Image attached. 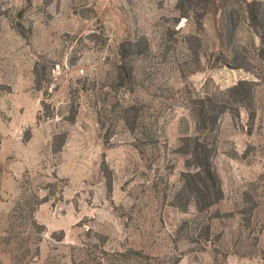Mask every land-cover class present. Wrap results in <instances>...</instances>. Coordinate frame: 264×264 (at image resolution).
<instances>
[{
	"label": "rangeland",
	"instance_id": "rangeland-1",
	"mask_svg": "<svg viewBox=\"0 0 264 264\" xmlns=\"http://www.w3.org/2000/svg\"><path fill=\"white\" fill-rule=\"evenodd\" d=\"M175 2L31 0L26 6L25 0H0V264H96L97 246L139 249L162 263L179 255L177 264H264V84L257 86L251 133L245 110L220 117L213 161L223 197L210 212L222 216L211 220L209 240L202 239L203 232L196 237L199 229L192 233V224L178 231L194 214L192 204L184 212L170 203L185 168L174 149L180 136L194 132L189 96L206 82L226 88L250 74L209 67L211 30L200 43L201 69L189 73L196 63H185L191 54L179 41L195 29L185 18L172 29ZM17 22L26 37L16 31ZM100 27L107 36L101 55L142 33L149 36L153 53L145 64L152 79L145 89L125 95L145 102L146 126L132 132L118 121L107 143L90 95L81 97L73 124L61 118L70 84L92 69L95 57L85 49L70 65V48L61 55V37ZM41 54L59 62L47 92L33 83V64ZM178 68L188 74L181 75ZM44 98L51 103L50 118L43 116ZM63 132L66 138L56 151L53 136ZM244 191L254 207L249 221L240 213L247 205ZM41 199L33 212L44 225L39 235L28 219ZM61 231V240L51 236H61Z\"/></svg>",
	"mask_w": 264,
	"mask_h": 264
},
{
	"label": "trees",
	"instance_id": "trees-1",
	"mask_svg": "<svg viewBox=\"0 0 264 264\" xmlns=\"http://www.w3.org/2000/svg\"><path fill=\"white\" fill-rule=\"evenodd\" d=\"M45 1L49 3L51 0ZM25 2L26 6L31 5V0ZM174 7L177 14L171 16L173 30L181 18L194 24L195 31L186 32L179 41L187 45L191 54L190 61L185 60V63H196V67L189 70V73L201 69L200 43L203 40L202 36L211 30L213 42L209 49V67L242 69L250 74V77L240 78L226 88L216 84L210 87L206 82L197 95H190L188 107L194 122V132L180 136L174 149L183 157L185 168L180 173L181 185L174 192L170 203L184 212L190 204L194 207L193 219L184 220L178 231L192 224L195 226L192 233L195 234L198 228L196 237H201L200 233L203 232L202 239L207 242L211 234V220L222 216L210 212L223 197L221 178L213 161L217 150L220 117L225 112L239 116L240 111L245 110L248 115L247 132L251 133L256 117L254 102L257 86L264 84V2L176 0ZM24 10L25 7L18 11L19 17H22ZM205 19H208L209 23H206ZM14 27L18 33L24 35L20 22L15 23ZM165 30V34L170 33L168 26ZM242 31L247 33L245 38L241 36ZM61 39L64 43L61 55L70 48L67 55V62L70 65H74L78 60L77 54L82 58L81 53L86 51L85 49L95 55L91 64L92 69L70 84L68 101L61 112L62 120L73 124L81 105V97L90 95L97 123L100 128H106L104 138L106 143L118 121L132 132L139 127H145L147 123L145 102L139 98H126L125 95L145 89L146 84L150 82L149 79H152L145 73V64L153 55L149 36L142 33L133 38H125L108 55H101L107 43V36L102 27L84 34L67 32ZM191 43H195V48ZM202 54L205 55L206 50ZM56 64H59L58 60L48 54H41L34 61L33 83L37 90L48 91ZM178 69L181 75L188 74L186 68ZM81 71L83 72V69ZM102 71L103 75L100 73ZM42 112L46 118L54 115L51 103L46 98L42 100ZM65 136L66 132L53 136L52 144L56 151L60 150ZM111 184L110 181L107 183L109 190ZM242 199L247 205L241 207L240 213L249 221L254 207L249 205L250 196L247 191L243 192ZM43 201L41 199L35 202L28 219L29 225L39 235L43 233L44 225L36 221L33 212ZM62 233L61 231V236H58L53 232L51 236L59 241L63 238ZM6 242L9 243L10 238ZM95 251L97 252L93 260L96 264H127L126 261L134 257L142 259L134 264H177L180 259V256L176 255L167 263L153 261L154 257L131 247L108 251L97 246Z\"/></svg>",
	"mask_w": 264,
	"mask_h": 264
}]
</instances>
